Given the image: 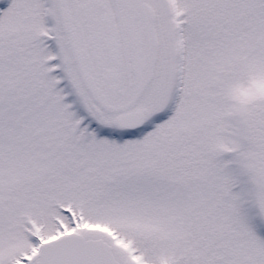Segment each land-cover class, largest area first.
Instances as JSON below:
<instances>
[{"label": "snow or ice", "instance_id": "snow-or-ice-1", "mask_svg": "<svg viewBox=\"0 0 264 264\" xmlns=\"http://www.w3.org/2000/svg\"><path fill=\"white\" fill-rule=\"evenodd\" d=\"M0 264H264V0H0Z\"/></svg>", "mask_w": 264, "mask_h": 264}]
</instances>
